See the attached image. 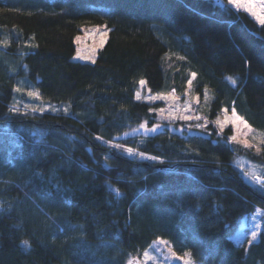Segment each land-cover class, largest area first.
Returning <instances> with one entry per match:
<instances>
[{
    "label": "trees",
    "instance_id": "obj_1",
    "mask_svg": "<svg viewBox=\"0 0 264 264\" xmlns=\"http://www.w3.org/2000/svg\"><path fill=\"white\" fill-rule=\"evenodd\" d=\"M90 23L106 41L75 59ZM141 79L198 94L205 127L155 126L162 102L137 99ZM31 90L65 109L15 104ZM224 109L264 132V27L227 0H0V264H126L158 238L198 264H264V220L251 244L232 237L264 210L236 163L264 164V143L232 140ZM141 123L155 131L133 134Z\"/></svg>",
    "mask_w": 264,
    "mask_h": 264
},
{
    "label": "rangeland",
    "instance_id": "obj_2",
    "mask_svg": "<svg viewBox=\"0 0 264 264\" xmlns=\"http://www.w3.org/2000/svg\"><path fill=\"white\" fill-rule=\"evenodd\" d=\"M259 4V0H257ZM89 8L98 10L100 9L98 5L91 4ZM103 10L110 11L112 7L110 5H106L102 7ZM108 29L104 25V23H90L83 24L81 26V31L75 35L74 41L76 44V52L74 54L75 59L83 60V61H94L96 58V54L101 46L106 41ZM79 37V40L76 38ZM143 84H139L137 93L140 94V97L151 101H161V104L153 105L151 108L153 111L157 113L158 120L154 125L157 126L164 121H168L170 126L175 130L183 131V126L187 127L188 130H201V128L193 127L194 124H202L206 125L207 120L200 119V106L203 103V99L198 94L191 92L188 90L185 93L184 97H180L175 92H160L153 93L148 90L147 83L144 79ZM32 92H37L36 90H31ZM38 93V92H37ZM28 98H20L16 101V105L22 106L24 108H43L44 110H52V111H61V109H65V105L61 104H51L44 103L39 100V94L36 96H29ZM149 97H153V99H149ZM158 97V98H157ZM164 110V111H160ZM181 116H191L193 119L191 120H199L197 123H193L190 120L186 121L184 125L175 126V121L181 119ZM172 117V119H170ZM199 117V119H196ZM219 120L224 127L230 128V138L233 136L236 137L235 141L243 144L244 146L251 145L250 147L258 148V145L264 143V132L255 129L250 123H248L244 118H242L234 109H224L214 120ZM161 122V123H160ZM154 129H151L148 123H141L138 126L134 127L131 132L135 133H150L154 132ZM233 140V139H232ZM249 147V146H247ZM133 150L132 153H129L132 156L138 155L137 150L132 147H129ZM140 157V156H139ZM146 157L149 155L146 154ZM142 158V157H141ZM236 163L241 168L244 177L249 181L253 182L252 177L257 176L261 179L264 177V164L260 163L257 159L252 157L250 154L244 153L239 155L236 159ZM255 183V182H253ZM264 220V210L261 208H257L255 211L246 214L234 234L232 235L233 239L240 243L248 245L251 240V233L253 231L257 232L258 239L260 231L263 226ZM254 240V241H255ZM146 250H150L149 256L150 258H146L144 253ZM141 256H139L144 264H188L189 259L191 264H198L189 256L178 254L174 251L172 244L164 239L158 238L152 242V244L146 249Z\"/></svg>",
    "mask_w": 264,
    "mask_h": 264
},
{
    "label": "snow or ice",
    "instance_id": "obj_3",
    "mask_svg": "<svg viewBox=\"0 0 264 264\" xmlns=\"http://www.w3.org/2000/svg\"><path fill=\"white\" fill-rule=\"evenodd\" d=\"M227 8L229 10H231V11H236L237 13H239L241 11L245 12L246 14L251 16L255 20V22L258 23L261 27H264V0H259V4L257 3V0H227ZM76 39L79 40V37H77ZM193 76H195L194 73H193ZM229 79H232V78L229 77ZM232 82H233V84H235V80H232ZM140 83L143 84L144 81L141 80ZM188 83H189V85H191V80H189ZM28 95L29 96H36V95H38V93L29 91ZM139 98H140V94L137 93V99H139ZM149 99H153V97H149ZM11 110L12 111H18V109H16V108H13ZM39 110L43 111L44 109L41 108ZM160 111H164V110H160ZM180 118L185 120V121L193 119V117H191V116H181ZM170 119H172V117H170ZM196 119H199V117H196ZM216 124L219 126V128L221 130H223L224 125L219 120L216 121ZM196 127L204 128L205 125L197 124ZM231 139L235 140L236 137L233 136ZM247 146L250 147L251 145H247ZM114 147L119 148L121 146L120 145H114ZM126 150L129 153L133 152V150L131 148H128ZM138 154L142 158H150V159H155V160H159L160 159V157H146L145 153H138ZM252 180H253V182H255L256 184H258L260 186L259 190L264 192V179H261V178H259L257 176H253ZM109 187L111 188V185ZM112 191L115 193V195L117 197H119L121 195V193L119 192L118 189H114L113 188ZM251 237L252 238L249 241L250 244L256 239L257 232L253 231L251 233ZM25 243H27V242H25ZM149 252H150V250H146L145 251L144 255H145L146 258H150ZM186 255L190 257L191 254L190 253H186ZM188 264H191L190 259H189Z\"/></svg>",
    "mask_w": 264,
    "mask_h": 264
},
{
    "label": "water",
    "instance_id": "obj_4",
    "mask_svg": "<svg viewBox=\"0 0 264 264\" xmlns=\"http://www.w3.org/2000/svg\"><path fill=\"white\" fill-rule=\"evenodd\" d=\"M219 4H224L225 0H214ZM126 264H144L142 259L139 256L131 258Z\"/></svg>",
    "mask_w": 264,
    "mask_h": 264
}]
</instances>
